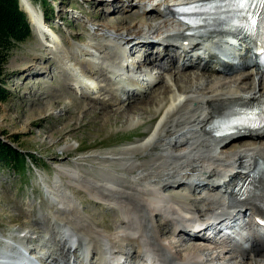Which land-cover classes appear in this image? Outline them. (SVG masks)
Returning a JSON list of instances; mask_svg holds the SVG:
<instances>
[{
  "label": "rangeland",
  "instance_id": "obj_1",
  "mask_svg": "<svg viewBox=\"0 0 264 264\" xmlns=\"http://www.w3.org/2000/svg\"><path fill=\"white\" fill-rule=\"evenodd\" d=\"M28 1L36 12L38 9L48 12L53 19L51 27L55 35L70 54L71 45L85 46L87 49L92 42H101L100 34L103 32L97 33V29L106 25L115 28L120 19L138 15L136 10L127 8L135 0ZM154 16L148 14L146 20L140 22L145 25L154 24ZM128 25L132 26L134 23L130 22ZM133 51L136 55L138 49ZM151 51L156 54L157 49ZM98 54L96 59L99 63L95 64L97 73L92 79L97 88L94 92L87 93L88 95L75 91L71 81L63 75L58 60L51 58L49 47L35 37L33 30L27 39L11 50L5 64L6 95L0 100V140L21 153L35 155L40 160L34 166L28 159L32 169L18 175L0 164V240L5 237L18 243L21 237L26 236L32 240L37 238L38 241L31 243V247L64 264H67V259L61 255V245L65 243L64 231H73L66 224V218L86 221L107 235V230L99 224L107 221L112 228H120L121 220L127 215L125 209L121 208L126 203L118 205L94 197L92 190L86 189L81 182L85 179L115 188L106 179L103 181L104 178L114 177L126 184L132 181L134 176L120 172L125 162H107L104 159H118L119 153L135 150L146 141L143 135L150 131L151 121L168 108L167 101L163 100L165 87H169L167 97L174 95L182 98L194 95H181L182 87H204L212 80L204 78L202 74L205 71L201 69L153 66L152 74L156 83L136 98L117 102L116 95L123 98L125 94L122 89L116 90V86L109 80L104 59L111 57L113 53L102 49ZM135 55H131V58L136 59ZM24 62L29 64L26 70L20 68ZM83 69L84 67L81 68ZM247 71L238 69L228 75H212L227 79ZM257 80L264 82L259 76ZM133 106H137L136 109H132ZM104 114L108 115V122L103 118ZM247 141L249 140L241 139L236 144L242 147V143ZM176 150L179 154L183 151L182 148ZM156 153L158 151L142 156L132 155L131 163H145L150 155ZM83 170L87 174H83ZM68 174L74 176L71 178ZM78 174L83 175L80 182L77 181ZM145 174L147 172L141 170L136 176L144 178ZM185 180L186 178L183 179ZM170 186H161L166 189H162V192L168 197L172 196L173 200L175 198V202L184 203L183 200L188 196L192 199L200 197L198 191L202 189L200 187L195 191L187 186ZM189 205L196 206L192 202ZM61 207L71 211L64 210L69 211L65 214ZM162 221L163 219H156L153 223L159 226ZM173 238L175 239L174 236ZM162 240L165 241V238ZM129 249L130 252L133 251L132 248ZM2 253L19 255L18 250L10 251L7 248ZM4 260L6 259H2Z\"/></svg>",
  "mask_w": 264,
  "mask_h": 264
},
{
  "label": "bare ground",
  "instance_id": "obj_2",
  "mask_svg": "<svg viewBox=\"0 0 264 264\" xmlns=\"http://www.w3.org/2000/svg\"><path fill=\"white\" fill-rule=\"evenodd\" d=\"M157 1L159 0H135L127 8L136 10L138 15L134 18L120 19L115 28L106 25L97 29V33L103 32L100 34L101 42L97 41V44L92 42L88 47L86 46L87 49H85V46L71 45L70 54L67 49L61 46L57 36L54 37L52 45L48 46L52 57L58 60V65L68 74V79L72 82L71 85L76 87L77 90L85 88L84 92L81 91L82 95H88L89 91L96 88L92 80L97 73L96 68L94 62L92 63L88 59H95L102 49H109L111 46L118 57L125 53V48L128 49L130 46L131 52L137 48H141L142 51L147 49L141 55L147 67L181 66L196 68L205 71L202 74L204 78H212L210 82L206 81L207 84L204 87H182L180 89L181 95L194 94L182 97L183 99L181 96L174 95L167 97L169 87H165L163 100L167 101L168 108L166 107L165 111L158 113L151 121L150 131L143 135V137H146V141L135 150L119 153L120 157L118 159H104L107 162L115 160L125 162L120 172L123 175L134 176V179L128 183H131L130 185L123 183L124 181H118L114 177L104 178L103 181L107 180L109 183L121 188L118 189L85 179L82 181L83 175L78 174L77 181H82L81 184L86 189H91L94 197L107 202L112 201L118 205L126 203L125 206H121L125 209L127 215L126 218L121 220L120 228H112L107 221H104L99 224L108 232L107 235H104L86 221H74L66 218L65 222L74 231L82 232L88 236L90 241L96 244L98 249H95L89 264H98L101 255L100 249L105 245H110L116 249L118 264H139L142 260V242L144 240L160 257H163L167 264H202L204 260H206L205 264H264V239L256 241L249 249L239 247L235 251L239 253V256L230 252L223 257L221 256L222 253L211 251L208 241H203L198 237H187V234L183 231L172 234L170 228L172 229L176 224H181L180 227L183 230L194 229L189 226V223H192L197 215L202 220L207 221V216L222 208L221 205H218L219 200L201 199L200 197L192 199L188 196L183 200L184 203L175 202V198L173 200L171 196L167 199V204L170 205L169 209H163L153 201V198L157 197L156 194H159L161 189L166 190L161 186L171 185L170 187H174V185H178L176 188L187 186L193 190L200 187H212L215 179L226 177L223 173L224 168L234 165L240 173H236L231 178V183L226 187L229 202L234 205V208L248 209L247 211H250L251 214L258 213L259 216L264 217V197L257 204L252 205L240 202L239 198L241 196L234 192L238 180H248L250 185L259 188L264 194V141H262L264 140V127L252 130L243 128L237 132H228L221 135H218L217 132L218 123L231 116L240 107L264 103V82L257 80L258 76L261 79H264V77L254 69H248L245 63L242 67H233V64L220 65L215 57L210 60H193L192 54L196 49L193 47L194 42L191 41L194 39L186 36L189 29L169 15L172 9L171 2L176 0H160L159 4L155 5L154 3H157ZM211 1L217 2L220 0ZM23 2L22 8L27 12L29 20L33 24L36 21L41 25V21L45 19L44 14H38L37 12L40 11L36 12L35 7L28 0H23ZM148 14L155 15L153 18L155 19L154 24L145 25L140 22L146 20ZM130 22L134 25H128ZM35 30L40 37H44L46 31L52 33L43 26L37 27ZM172 30H176L177 34L166 40L156 41L162 33ZM223 37L218 35L213 39L222 41ZM151 49H157L156 54ZM140 53L138 57H140ZM206 55L204 54V57ZM124 62H126V59ZM237 62L241 63V60H237ZM83 63L88 66L92 78L87 77L85 81L80 82L70 74H73L71 72L72 67L75 69L82 68L84 67ZM76 65L77 67H75ZM120 67L121 65H118L116 68L119 70ZM20 68L28 69V62L22 63ZM220 68H224V70H219ZM238 69L248 71L240 76L227 79H220L212 75L213 73L228 75ZM149 79H153L152 76H149ZM130 86L134 91H125L124 98L116 95L117 102L136 98L150 88H146L144 82L139 81L132 82ZM248 92L249 95H247ZM136 107L133 106L132 109H136ZM103 118H106L107 122L109 121L108 115L104 114ZM241 139H248L249 141L242 143L243 146L240 147L236 144V141ZM176 148H182V153H176ZM218 149H220V152H217ZM156 151L158 153L150 155L145 163H131L132 155L140 154L142 156ZM203 167L211 169L207 170L208 168H206L204 173H200L199 168L202 169ZM141 170L147 172L144 178L136 176L137 172ZM83 174H87L85 170H83ZM68 175L71 178L74 176L72 174ZM135 177H139V179ZM185 178L191 180V182L189 184L183 182ZM69 185L72 186L73 184ZM190 202L196 204V206L194 208L189 206ZM201 204L204 207L206 206V209H203ZM194 210L198 214H192L195 213ZM61 211L65 214L69 212H65L63 209ZM75 211L73 210V212ZM203 213L204 216H202ZM226 215L222 214L221 217ZM156 219H163L162 225L158 226L153 223ZM125 230L130 232L127 233ZM21 238H19L20 244L27 249L31 243L38 241L37 238L32 240L26 236ZM162 238H165V241ZM70 242L72 243V241ZM67 244L68 240L65 239V243L61 245L63 246L61 251L63 258L71 256L74 257V262L82 263L78 254L80 247L73 249L70 245V247H67ZM128 247L134 250L130 253L127 251ZM182 251L185 253L182 254ZM2 259L6 260L2 261ZM46 260L51 264L59 262L51 255L46 256ZM22 261L23 259L20 256L4 255L0 247V264H20Z\"/></svg>",
  "mask_w": 264,
  "mask_h": 264
},
{
  "label": "trees",
  "instance_id": "obj_3",
  "mask_svg": "<svg viewBox=\"0 0 264 264\" xmlns=\"http://www.w3.org/2000/svg\"><path fill=\"white\" fill-rule=\"evenodd\" d=\"M44 13L48 16L47 11ZM31 31L28 16L20 9L19 0H0V100L6 95L4 77L9 54L18 43L31 35ZM28 159L34 166L40 160L35 155H25L0 140V164L4 168L18 175L32 169Z\"/></svg>",
  "mask_w": 264,
  "mask_h": 264
},
{
  "label": "water",
  "instance_id": "obj_4",
  "mask_svg": "<svg viewBox=\"0 0 264 264\" xmlns=\"http://www.w3.org/2000/svg\"><path fill=\"white\" fill-rule=\"evenodd\" d=\"M23 3H24L23 0H19V5H20L21 10H23L27 14V12L22 8Z\"/></svg>",
  "mask_w": 264,
  "mask_h": 264
},
{
  "label": "snow or ice",
  "instance_id": "obj_5",
  "mask_svg": "<svg viewBox=\"0 0 264 264\" xmlns=\"http://www.w3.org/2000/svg\"><path fill=\"white\" fill-rule=\"evenodd\" d=\"M238 2L241 4V6H243V3L245 2V0H238ZM262 3H264V0H261Z\"/></svg>",
  "mask_w": 264,
  "mask_h": 264
}]
</instances>
